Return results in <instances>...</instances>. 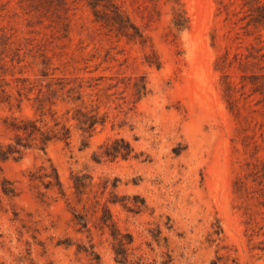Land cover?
<instances>
[{"label": "rangeland", "instance_id": "374dc122", "mask_svg": "<svg viewBox=\"0 0 264 264\" xmlns=\"http://www.w3.org/2000/svg\"><path fill=\"white\" fill-rule=\"evenodd\" d=\"M263 5L0 0V264H264Z\"/></svg>", "mask_w": 264, "mask_h": 264}, {"label": "trees", "instance_id": "16d2710c", "mask_svg": "<svg viewBox=\"0 0 264 264\" xmlns=\"http://www.w3.org/2000/svg\"><path fill=\"white\" fill-rule=\"evenodd\" d=\"M264 5L262 6V10L260 11V15H261V17H264ZM32 125H33V127H35V124L34 123H32ZM47 138H44L43 140H46ZM54 177H55V180H56V183L58 184V185H60V181H59V178H58V175H57V172H56V170L54 169Z\"/></svg>", "mask_w": 264, "mask_h": 264}]
</instances>
